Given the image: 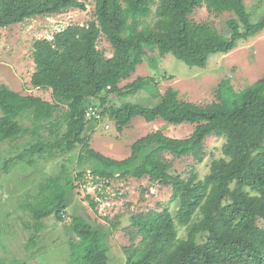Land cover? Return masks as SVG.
Wrapping results in <instances>:
<instances>
[{
	"label": "trees",
	"instance_id": "1",
	"mask_svg": "<svg viewBox=\"0 0 264 264\" xmlns=\"http://www.w3.org/2000/svg\"><path fill=\"white\" fill-rule=\"evenodd\" d=\"M203 5L212 13L234 14L227 39L212 25L191 20ZM69 9L85 11L86 5L83 0H0V28ZM263 31L264 15L251 23L245 0H96L93 21L68 26L51 40H37L31 84L50 90L51 101L0 85V143L29 134L33 139L23 154L3 163L4 171L16 162L33 165L36 154L52 158L78 153L72 170L63 165L23 205L30 217V245L40 239L47 220L63 223L76 183L87 174L106 184L146 178L170 188V203L178 210L175 215L168 207L133 214L125 228L131 244L123 249V264H264V76L247 95L241 93L242 98L229 80L223 81L218 100L207 105L180 99L174 87L161 93L158 77H138L120 87L150 53L172 55L189 67L204 69L212 55H227L240 41ZM102 36L113 48L110 58L98 48ZM137 92L146 93L154 105L117 104L122 96ZM90 108L99 117L115 120L120 132L136 117L195 128L187 139L169 137L162 129L149 133L131 145L128 158L116 160L92 148L93 131L86 134L87 126L99 118H86ZM26 114L33 128L20 123ZM212 136L224 141L222 156L211 161L204 177L195 171L187 177L173 171L176 159L202 162L206 140ZM86 199L97 207L90 196ZM121 224L118 217L107 225L72 215L71 249L82 252L74 263L86 264L93 256L101 260L100 255L110 253L109 240Z\"/></svg>",
	"mask_w": 264,
	"mask_h": 264
},
{
	"label": "rangeland",
	"instance_id": "2",
	"mask_svg": "<svg viewBox=\"0 0 264 264\" xmlns=\"http://www.w3.org/2000/svg\"><path fill=\"white\" fill-rule=\"evenodd\" d=\"M83 2L86 5L85 11L69 9L62 14L29 19L22 24L0 28V85L25 96H36L51 101L50 90L35 89L31 84V77L35 72L33 45L40 39H53L56 33L68 26H83L93 21L96 0ZM245 4L251 23H257L264 15V0H245ZM232 19H235L234 14L212 13L205 5L196 8L191 16L195 23H208L217 28L225 39L230 36L228 22ZM98 48L106 57H112L113 48L104 36L100 38ZM157 53L148 54L146 62L138 65L131 79L122 82L120 87L138 77H158L161 93L169 87H174L180 92V99L207 105L218 100V89L223 81L229 80L235 92H244V97L264 76V31L248 41H240L238 47L227 55H212L204 69L189 67L172 55L162 58ZM155 59L158 60L152 66ZM116 102L118 105L133 103L150 107L155 103L150 102L144 92L127 94ZM19 121L25 127L33 128L29 114ZM87 127L86 134L93 131L92 148L116 160L128 158L131 155V145L149 133L162 129L169 137L187 139L195 128L187 123L168 125L161 119L152 124L142 117H136L120 132L115 120H111L107 115L90 122ZM32 141L29 134L16 141L7 140L0 143V264H75L77 256L82 254L80 250L75 253L70 245L72 239L68 226L71 216L75 214L91 217L92 220L107 225L117 217L121 220L120 228L109 240L111 252L100 255L101 260L93 256L86 264H103L105 259L107 264H123L126 261L123 249L131 244L125 228L131 224L130 217L133 214L149 210L162 211L168 207L175 215L178 210L177 204L170 203L172 190L152 184L146 178L114 180L106 184L97 183L93 176L87 174L82 182L76 183L78 187L71 199L73 204L66 211L63 223L57 224L53 219L47 220V228L41 233L40 239L30 245L32 232L26 228L30 217L23 210V205L39 191V184L51 176L58 175L63 165L72 170V160L76 159L78 153L76 150L69 156L58 155L52 158L36 154L33 165L16 162L5 172L3 163L23 154ZM223 142L214 136L207 138L206 157L202 162L195 161L192 157L173 160L170 156L169 159L173 160V171L183 177L195 171L200 178L204 177L209 172L211 161L222 156ZM87 196L97 203L96 208L86 199ZM184 235L185 232L180 231V236Z\"/></svg>",
	"mask_w": 264,
	"mask_h": 264
},
{
	"label": "built area",
	"instance_id": "3",
	"mask_svg": "<svg viewBox=\"0 0 264 264\" xmlns=\"http://www.w3.org/2000/svg\"><path fill=\"white\" fill-rule=\"evenodd\" d=\"M85 116H86L87 119H91L92 117L100 118V117H99V113H97V110H96V109H93V108H90V109L86 112Z\"/></svg>",
	"mask_w": 264,
	"mask_h": 264
},
{
	"label": "crops",
	"instance_id": "4",
	"mask_svg": "<svg viewBox=\"0 0 264 264\" xmlns=\"http://www.w3.org/2000/svg\"><path fill=\"white\" fill-rule=\"evenodd\" d=\"M154 122H152V124H153Z\"/></svg>",
	"mask_w": 264,
	"mask_h": 264
}]
</instances>
